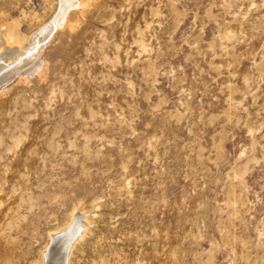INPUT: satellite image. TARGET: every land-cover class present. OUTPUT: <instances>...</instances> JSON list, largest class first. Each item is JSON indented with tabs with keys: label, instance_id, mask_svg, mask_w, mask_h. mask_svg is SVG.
<instances>
[{
	"label": "rangeland",
	"instance_id": "obj_1",
	"mask_svg": "<svg viewBox=\"0 0 264 264\" xmlns=\"http://www.w3.org/2000/svg\"><path fill=\"white\" fill-rule=\"evenodd\" d=\"M62 7L0 0L38 52L0 84V264H41L73 215L69 264H264V0Z\"/></svg>",
	"mask_w": 264,
	"mask_h": 264
},
{
	"label": "bare ground",
	"instance_id": "obj_2",
	"mask_svg": "<svg viewBox=\"0 0 264 264\" xmlns=\"http://www.w3.org/2000/svg\"><path fill=\"white\" fill-rule=\"evenodd\" d=\"M71 0H62V8L66 10L68 3L70 4ZM69 7V6H68ZM62 10V9H61ZM63 10L58 13V15L54 18L53 21H51L46 27H44L39 33L41 37H46L50 34V32L53 30L54 27L61 24V21L63 19ZM52 33V32H51ZM4 35L0 33V55L7 56L13 60L14 56H18L21 58L20 64L11 67V66H5L0 61V84L6 83L9 79H11L15 74H18V72L23 69V67L26 65H32V71L33 67L36 63V54H33L30 56V54L26 55L25 52L20 51L18 48H13L11 45H9V41L7 39H4ZM37 39V38H36ZM47 39V38H46ZM1 57V58H2ZM23 60V61H22ZM14 65V64H13ZM35 70V69H34ZM29 74V73H28ZM86 221H81V217L73 215L69 224L61 231L53 232L50 234V245L43 253V259L41 264H69L70 257L72 255V249L76 243L77 240L80 239L81 234L85 233Z\"/></svg>",
	"mask_w": 264,
	"mask_h": 264
}]
</instances>
